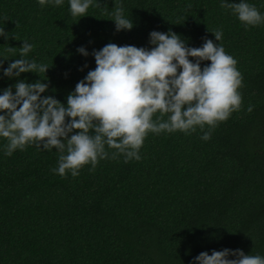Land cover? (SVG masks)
<instances>
[{
	"label": "trees",
	"instance_id": "1",
	"mask_svg": "<svg viewBox=\"0 0 264 264\" xmlns=\"http://www.w3.org/2000/svg\"><path fill=\"white\" fill-rule=\"evenodd\" d=\"M222 2L93 0L86 16L73 18L69 0H0L7 34L0 36V95L9 87L15 94L21 81L44 82L43 97L67 106L77 83L95 70L94 52L109 43L151 50L153 31L175 33L190 48L212 40L237 61L243 78L240 110L209 140L199 127L149 133L140 160L112 159L114 150L106 148L109 159L77 177L52 171L57 149L29 145L8 156L0 138V264H195L201 253L224 249L264 257V23L245 26ZM244 2L264 16V0ZM116 6L131 31H117ZM25 40L34 46L26 58L49 69L9 78L3 69L21 58Z\"/></svg>",
	"mask_w": 264,
	"mask_h": 264
},
{
	"label": "clouds",
	"instance_id": "2",
	"mask_svg": "<svg viewBox=\"0 0 264 264\" xmlns=\"http://www.w3.org/2000/svg\"><path fill=\"white\" fill-rule=\"evenodd\" d=\"M63 2L39 0L41 6ZM69 3L73 18L84 17L93 0ZM221 7L231 10L245 26L264 23L258 9L244 0H223ZM113 17L117 31L133 29L122 6L115 7ZM211 33L217 41L222 39L221 29ZM0 36L7 37L4 29H0ZM150 37L151 50L109 43L94 52L96 68L77 83L75 92L67 97V106L51 96L43 97L48 90L44 82H18L15 94L11 87L6 89L0 95V138L7 141L5 154L11 156L29 145L55 148L59 151L58 167L52 171L61 177L69 172L77 177L85 166L91 165L94 171L100 160L109 159L106 148L114 150L112 159L123 156L125 163L140 160L149 133L190 134L199 127L204 133L201 139L209 140L211 130L241 108L243 78L237 61L209 39L200 48H190L175 33L153 31ZM23 42L21 58L3 69L4 75L47 73L46 64L26 58L34 46ZM7 51L15 53L16 48L8 47ZM78 51L88 55L84 48ZM203 61L211 63L201 68ZM248 111H252L251 106ZM205 126L208 131H204ZM195 264H264V257L245 255L242 250H214L211 255L201 253Z\"/></svg>",
	"mask_w": 264,
	"mask_h": 264
}]
</instances>
